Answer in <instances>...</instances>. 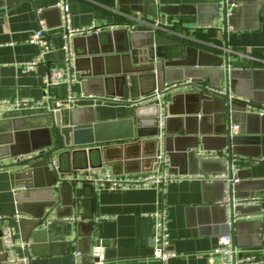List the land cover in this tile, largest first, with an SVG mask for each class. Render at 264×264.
<instances>
[{
  "label": "crops",
  "instance_id": "1",
  "mask_svg": "<svg viewBox=\"0 0 264 264\" xmlns=\"http://www.w3.org/2000/svg\"><path fill=\"white\" fill-rule=\"evenodd\" d=\"M142 1L0 0V100L29 98L35 102L32 106L11 109L0 116V214L9 218L0 223V239L4 225L15 227L16 237L28 243L27 248L17 247L16 251L22 256L30 255L33 264H77L80 257L84 263L89 256H94L92 247L95 244L104 246L105 261L101 264H209L210 253L219 237L229 233L222 212L215 208L218 203L217 191L203 182L205 178L211 180L210 176L215 173L193 172L196 170L194 163L188 162L183 168L180 165V168L176 167L180 172L175 173L185 175V178L170 182L164 189L134 187L97 190L94 186L91 195L87 188L79 202L75 203L72 216L58 218L51 213V222L44 220L40 225H36V221L42 212L33 204L35 202L28 203L27 198L30 193L50 190L47 185L51 182V176L40 168L30 178L17 176V170L22 165L18 164L20 161L16 158L49 148L53 133L50 129L52 116L47 119V113L52 115L61 111L64 122H68L70 110L91 106L97 122L108 124L120 123L118 121L132 114L131 105L116 100L115 95L108 96L109 100H96L92 98L95 86H86L85 91L79 84L80 72L96 74L104 67L102 59L93 60V55L89 54L88 41L93 39L90 38L92 34H79L70 41L74 57L78 59L79 70L75 67L72 69L76 83L70 86L67 75L61 83L46 87L45 76L52 68L67 69L69 65L63 37L66 26L62 22V2L68 4L69 25L75 29L96 25L103 27V30H113L121 25H133L129 33H138V40L146 42L151 30L147 21H157L163 29L160 33L164 38L168 37L184 46L193 45L215 55L227 52L232 68L240 67L249 72L248 87L264 91V0H235L234 28L229 26L227 34L222 29L205 28L209 26L208 23L215 28H223L222 20H212L223 0H154L157 7L166 6L175 12L172 21L167 18L163 21L161 14L158 17L145 14L141 8H137L143 6ZM40 24L45 27L44 35H54L50 39L51 47L44 36L49 47L44 61L28 67L27 62L41 51V46L32 39ZM159 30L156 28V31ZM96 45L101 49V44ZM114 62L117 65L116 59ZM175 93L169 96L168 103H171V96ZM71 94L73 98L69 99ZM178 107L176 109H180ZM258 123L262 131L260 157H237L234 164L235 169H249L252 179L264 181V118L259 119ZM160 126H164V121H160ZM257 126L256 123L252 129ZM152 141V137H135L133 140H116L105 144L82 143L79 145L82 151L76 155L75 163L80 167L89 164L94 167L87 170L82 168L78 175L82 177L89 170L93 174L109 170L115 176L157 170L152 160L157 144ZM211 145L216 146L217 142L213 140ZM98 147H101L99 151L90 153L91 148ZM102 147L106 149L102 150ZM205 152H212L213 156L210 157L215 159L225 157L217 150L205 149L200 145L197 149L199 157L205 156ZM64 166L68 167L65 162ZM253 194L262 196L264 193L256 191ZM161 209L168 213L171 236L168 248L177 253L167 261L153 256L151 240L153 213ZM17 213L20 214L19 218L15 217ZM257 213L244 218L255 219L261 215ZM91 214L94 215L92 240L82 241L83 237L76 233L77 221L83 215ZM85 221L79 227L82 235L90 229L88 221ZM70 230H75L74 241L70 240ZM262 245L264 237L255 246L240 244L237 247L257 249ZM5 253L3 241L0 240V264L11 263L8 259L3 260Z\"/></svg>",
  "mask_w": 264,
  "mask_h": 264
},
{
  "label": "water",
  "instance_id": "2",
  "mask_svg": "<svg viewBox=\"0 0 264 264\" xmlns=\"http://www.w3.org/2000/svg\"><path fill=\"white\" fill-rule=\"evenodd\" d=\"M142 2L143 6L137 8H141L145 14L148 13L152 17L161 14L163 21L165 18L168 21L174 20L175 12L168 7H157L154 0ZM234 3L235 0H223L212 19L222 20L223 28L210 26L211 23H208L210 27L205 28L222 29L224 34H227L229 26L234 28ZM236 8L239 10L238 5ZM228 11H232L231 14L228 15ZM147 23L150 24L151 30L148 31L149 38L146 42L138 40V33H129L126 27L105 29L92 34L90 38L93 39L88 41L89 54L93 55V60L102 59L104 67L96 74L79 73V84L85 91L86 86H95L92 98L104 101L109 100L108 96L115 95L116 100L131 105L132 114L118 121L120 123L108 124L97 122L91 106L70 110L68 122H64L61 111L52 115L47 113V119L52 116L50 129L53 133L49 148L18 163L22 165V168L17 170L18 177L30 178L32 174L37 173V168L51 176V182L47 185L50 190L30 193L31 198H27L28 203L35 202L33 204L42 212L37 217L36 225L42 224L48 213H53L58 218L72 216L75 203L79 202L86 189H90L91 195L94 193V184L81 181L78 175L82 168L87 170L94 167L92 164L80 167L75 163L76 155L82 151L79 145L152 137V143L157 144L155 152H152V160L157 168H162L158 164L157 155L163 145L169 161V170L172 172H180L176 167L180 168L179 165L182 167L190 162L196 167L195 171H190L225 174L228 180L221 178L211 181L205 178L203 182L217 191L218 203L215 208L222 212V219L228 224L225 226L232 235L233 244L255 246L261 243L264 237V216L260 215L255 219L244 217L254 212H258L257 215L264 212V181L252 179L249 169L238 167L235 171L234 161L237 157H260L262 131L258 120L264 118V112L259 111L264 109V91L251 90L248 87L249 72L240 67L232 68L227 52L224 55H215L193 45L184 46L168 37L164 38L160 33L163 32L161 26L156 27L150 21ZM156 28L160 30L156 31ZM44 36L51 47L50 39L54 35ZM93 41L101 44V49ZM74 59V67L79 70L78 59ZM114 59L117 60V65ZM113 63L116 67L111 66ZM186 89L189 90L182 93ZM156 90L160 92V97L148 100ZM173 92L176 93L171 96V103H168ZM127 96L130 98L127 99ZM178 106L180 109H176ZM50 107L53 108V100L50 101ZM162 113L166 116L164 128L160 126ZM256 123L258 128L253 130L252 127ZM232 124L240 125L236 134L231 133ZM213 140L217 142L216 146L211 145ZM200 145L205 149L217 150L225 157H199L197 149ZM99 149L101 147L91 148L89 151L91 153ZM105 149L106 147H102V150ZM54 159L58 164L56 169L51 164ZM63 161L68 167L64 166ZM238 177L240 180L234 182ZM227 185L230 194L228 206L222 203ZM256 191L263 194L260 203L234 206V199L249 197ZM85 220L88 221L90 229L87 234L82 235L79 227ZM93 226V214L83 215L81 220L77 221L76 233L83 237L82 241L91 242ZM69 233L70 240L74 241L75 230H70ZM7 259L8 252L3 260ZM98 260L96 256H89V260L82 263L80 257L77 264H96Z\"/></svg>",
  "mask_w": 264,
  "mask_h": 264
},
{
  "label": "built area",
  "instance_id": "3",
  "mask_svg": "<svg viewBox=\"0 0 264 264\" xmlns=\"http://www.w3.org/2000/svg\"><path fill=\"white\" fill-rule=\"evenodd\" d=\"M235 5V4H234ZM60 8H62V22L66 26V31L63 34L65 39V49L67 51L66 60L68 61V68H52L47 74L45 78L46 87H51L52 85H56L61 83L66 76L69 77L70 86H73L76 81H74V77L72 74V69L74 68V53L72 50L71 39L79 34H96L103 30V27L98 26H88L82 28H72L69 25V7L68 4L62 2L60 4ZM234 6L232 7V11ZM232 11H228V15L231 14ZM154 26L160 27V23L157 21L153 22ZM41 27L35 31L33 34V42L37 43L41 46V51L29 62H27L26 66L34 67L37 64L44 61V54L49 50L47 43L44 40V32L45 27L43 24H40ZM120 27L129 28L133 27V25H121ZM71 77V78H70ZM176 83L173 84L175 86ZM160 97V92L158 90L155 91L154 95H151L149 99H155ZM73 98V94L69 96V99ZM35 102L31 99H10V100H0V116L4 115L5 112L11 111V109H16L20 107H28L32 106ZM261 112H264V109H260ZM165 115L162 113L160 116L161 123L165 119ZM240 130V125H232L231 133L236 134ZM41 151H35L29 153L27 155H21L15 160L21 161L24 159H29L30 157L41 154ZM203 155V154H202ZM205 156H213L212 152H205ZM157 161L161 169H157L151 172L146 173H134L133 175H124L118 176L114 175L109 170H102L99 173L93 174L92 170H89L88 173L83 174L80 177L81 181H88L94 184L97 190L106 188L110 190L117 189H132L134 187H142V188H151L156 187L159 189H164L170 182L178 181L185 178V175H181L169 170V161L166 158V152L163 147H161L159 154L157 155ZM51 164L56 169L58 168V164L56 160H52ZM1 166V165H0ZM237 171V169H234ZM200 176V175H199ZM211 180H217L221 178H225L228 180L225 174L221 175H211ZM240 178L235 179L234 182H238ZM224 198L222 203H225L227 206L230 201L229 187L228 185L225 188ZM261 195H251L249 197H242L238 199H234V206L242 204V205H256L261 202ZM264 216V212L261 213ZM20 214L17 213L15 217L19 218ZM154 216V224H153V235H152V248H153V256L162 261H167L171 259V257L177 256V253L169 249V245L171 242V236L168 231V213L164 209L155 211L153 213ZM52 214L48 213L44 218L45 222H51ZM6 219H9L0 214V223L4 222ZM230 224V220H228ZM15 227L11 224L4 225L2 229V241L5 247V251L8 252V262L16 263L21 262L23 264H33L31 262L30 255H20L19 252L16 251L17 247L27 248L28 243L25 241H20L16 237ZM104 246L102 244H95L92 247V254L98 257V261L96 264H101L105 261L104 256ZM209 264H264V245L258 247L257 249L252 248H238L233 244L231 233L222 234L219 237L218 243L216 247L210 253V262Z\"/></svg>",
  "mask_w": 264,
  "mask_h": 264
}]
</instances>
